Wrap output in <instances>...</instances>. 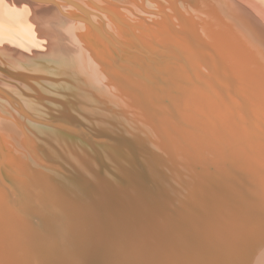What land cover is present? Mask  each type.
I'll use <instances>...</instances> for the list:
<instances>
[{
  "label": "water",
  "instance_id": "1",
  "mask_svg": "<svg viewBox=\"0 0 264 264\" xmlns=\"http://www.w3.org/2000/svg\"><path fill=\"white\" fill-rule=\"evenodd\" d=\"M25 1L52 6L71 23L82 24L88 34L85 37L96 36L114 53H136L143 57L145 62L140 64L117 66L122 78L111 73L110 65L85 57L83 61L95 72L89 76L93 79L92 88L99 95L105 90L126 102L127 99L138 102L152 95L149 91L156 92L162 82L161 63L165 59L161 54L167 53L182 58L186 73L189 63H194L193 70H198L195 74L191 72L195 77L194 86H201L214 102L210 111L179 102L177 105L182 109L178 112L177 105L159 92L153 99L169 110L157 125L143 122L137 115H133L132 125L129 120L127 127L106 119L102 122L105 133L99 135L98 131L92 132L87 112L92 115L107 111L101 110L94 94L86 95L87 105L72 103L59 113L51 109L63 106L61 101L54 97H33V101L47 102L49 106L40 102L42 106L39 104L32 113L19 105L17 95L10 89L30 90L35 77L27 75L26 70L4 67L0 69V104L14 115L17 124H24L22 129L40 131L37 135H42L41 131L56 130L57 137L58 132L62 134V146L65 143L75 153L89 150L88 157L98 155L103 160L92 184L97 183L100 191L90 189L88 194L92 203L121 198L124 193L120 184L127 172L136 168L143 172L139 175L143 179L147 173L157 172L155 177H158L160 167L168 168L171 172L168 182L172 183L175 178L180 189H184V182L189 183L183 194L178 189L182 196L176 200L175 208L183 204L182 223L192 215L195 233L191 243L181 247L179 244L173 247L175 252H169L175 259L172 264H264V0ZM102 73L106 74L104 78ZM191 87L192 82L182 81L171 92L190 95ZM211 112L217 114L213 116ZM178 113L180 117L173 116ZM205 114L211 119L206 125L208 143L201 139L203 132L192 122ZM121 131L125 134L120 136ZM110 135L119 139L111 141ZM106 147L120 151L107 168L103 157ZM167 148L177 153L172 166L152 162L153 159L160 162L162 156L157 157L162 152L169 153ZM144 151L151 160L147 170L141 165ZM28 153H32L31 150L25 149L23 158L28 157ZM74 155L80 159L81 154ZM192 158L200 161L192 162ZM1 168L0 162V193L13 198L14 186L1 176ZM41 171L45 178L56 172L51 167ZM31 173L44 177L40 171ZM90 176L91 169L85 161L82 170L73 177V184L77 182V189L87 188ZM17 186L25 187L20 182ZM106 191L113 194L107 200L103 196ZM120 203L121 206L112 204L118 210L114 215L124 219L130 212L121 200ZM86 214L81 224L86 225L87 216L93 219L90 213ZM12 218L28 223L38 220L23 214ZM6 222L7 219L5 228ZM109 240L108 236L96 239L93 235L89 252L81 264H124L114 241ZM114 249L121 258L113 260ZM106 253H110L111 260H104Z\"/></svg>",
  "mask_w": 264,
  "mask_h": 264
},
{
  "label": "bare ground",
  "instance_id": "2",
  "mask_svg": "<svg viewBox=\"0 0 264 264\" xmlns=\"http://www.w3.org/2000/svg\"><path fill=\"white\" fill-rule=\"evenodd\" d=\"M65 10L74 11L72 8ZM11 29L19 31L20 35ZM74 30L77 33H74ZM7 34L11 35V41L15 43L12 50L20 52L21 56L14 57L11 55L12 50L3 51L0 47V69L14 67L19 71L26 70L27 75L35 77V84L30 90L23 87L20 91L10 89L17 95L19 105L32 113L40 107V102L43 106H49L47 102L35 100L37 105L33 97H54L61 101L63 106L56 107L57 110L55 107L51 109L59 113L72 103L87 105L86 95L90 92L99 99L98 106L101 110L107 111L92 115L87 112L92 132L98 131V134L102 135L105 133L102 129L106 119L127 127L129 120L130 126L132 125L133 115H137L143 122L157 125L160 117H166L169 110L153 99L159 92L166 94L168 98L165 99L173 105L181 102L180 105L190 108H207L208 111L212 109L214 98L201 86H194L196 82L192 74L198 73V70H193L194 63H189L186 73V64L182 58L167 53L161 54L165 59L161 63L162 82L156 92L149 91L152 95L140 98L138 102H130L129 99L127 102L118 100L105 90H101L103 94L99 95L92 88L93 79L89 76V73L92 75L95 72L90 69L89 63L86 65L83 61L85 57L97 58L110 65L113 68L111 73L115 72L117 78L123 77V74L116 70L117 66L126 67L127 64H140L145 60L136 53H114L92 34L91 38L85 37L87 32L82 24L71 23L52 6L25 0H0V35L6 37ZM105 76L106 74L102 73V77ZM243 79L245 80V77ZM182 81L192 82L190 95L172 94L171 89ZM117 93L121 92L118 90ZM180 105L175 106L178 107V112L182 109ZM4 107L0 104L1 176L14 186L15 197L10 198L0 193V227H3L4 220L7 219L6 228L4 226L0 229V264H81L89 252L93 235L96 239L108 236L109 242L114 241L124 264H172L175 259L171 258L169 252H175L173 247L191 243L195 233L192 230L195 226L192 215L182 223L183 204L178 205V209L175 208L189 183L184 182V189H180L175 178L172 183L168 182L171 173L168 168L160 167L161 173L158 177H155L157 172L147 173L145 179L139 176L143 172L136 168L127 172L123 178L120 189L124 194L121 198L92 203L88 194L90 189L100 191L97 183L92 184L96 180L97 171L102 168L100 163L103 160L98 155L88 157L91 153L89 150L80 153L76 146L78 153H75L65 143L62 146V134L58 132L57 137L56 130L41 131L43 134L37 135L40 131L22 129L24 124L18 125L14 115ZM138 111H143L145 115ZM211 114L215 116L217 113ZM179 115L178 113L173 116L178 118ZM58 117L67 119L59 115ZM210 120L209 114L192 119L196 127L203 132L201 139L207 143L210 139L206 136V125ZM26 123L32 125L29 121ZM135 126H138L136 121ZM129 130L128 128V133ZM119 133L120 136L125 134L123 131ZM114 138L119 139L114 135L109 136L111 141H116ZM25 149L31 150L32 153L23 158ZM166 150L169 153L162 152L157 157L160 159L162 156L160 162H156V159L152 162L172 166L177 153L168 148ZM103 152L104 155L109 154L103 155L106 168L111 166L120 154L118 149L111 147L104 148ZM74 154H81L80 159ZM141 156L142 169L147 170L151 162L150 157L145 151ZM191 160L200 161L197 158ZM85 161H88L91 169L90 185L77 189V182L73 184V177L76 172L82 170ZM49 167L56 172L45 178L41 169ZM36 171H40L44 177L31 173ZM17 182L25 187H18ZM103 196L107 200L113 194L106 191ZM120 200L130 212L124 219L115 217L114 214L118 210L112 206L114 203L121 206ZM86 213H90L93 219L87 216L86 225L81 224L80 220ZM19 214L36 217L38 220L28 223L12 218ZM182 224L188 225L182 227ZM121 257L115 249L112 251L113 260ZM155 257L156 263L153 261ZM104 260H111L110 253L105 254Z\"/></svg>",
  "mask_w": 264,
  "mask_h": 264
},
{
  "label": "rangeland",
  "instance_id": "3",
  "mask_svg": "<svg viewBox=\"0 0 264 264\" xmlns=\"http://www.w3.org/2000/svg\"><path fill=\"white\" fill-rule=\"evenodd\" d=\"M4 24V23H3ZM6 25V24H5ZM7 26V25H6ZM6 28H9V27H6ZM10 29V28H9ZM12 30V29H11ZM13 32H18L19 33V31H15V30H12ZM3 32H10V31H3ZM9 34H12V33H9ZM9 34H7V36L5 37V36H3V35H0V47L1 48H3V51L5 50V49H8V50H12V49H14L15 47H12V45H15V43H13V41H11V35H9ZM19 35H20V33H19ZM9 38V39H8ZM13 54H11V55H13L14 57L16 56V57H20L21 56V54H19L20 52H18L17 50H12L11 51Z\"/></svg>",
  "mask_w": 264,
  "mask_h": 264
}]
</instances>
